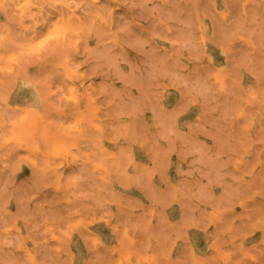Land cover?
<instances>
[{
  "label": "rangeland",
  "instance_id": "374dc122",
  "mask_svg": "<svg viewBox=\"0 0 264 264\" xmlns=\"http://www.w3.org/2000/svg\"><path fill=\"white\" fill-rule=\"evenodd\" d=\"M25 2L0 0V264H264V0Z\"/></svg>",
  "mask_w": 264,
  "mask_h": 264
},
{
  "label": "bare ground",
  "instance_id": "6f19581e",
  "mask_svg": "<svg viewBox=\"0 0 264 264\" xmlns=\"http://www.w3.org/2000/svg\"><path fill=\"white\" fill-rule=\"evenodd\" d=\"M5 3H12L14 6H17L21 1L24 0H3ZM26 5L22 7V11L23 13L27 12V6L33 1V0H25ZM76 20V15L73 12H69L67 11L66 13H64L63 15V24H67V23H73Z\"/></svg>",
  "mask_w": 264,
  "mask_h": 264
}]
</instances>
